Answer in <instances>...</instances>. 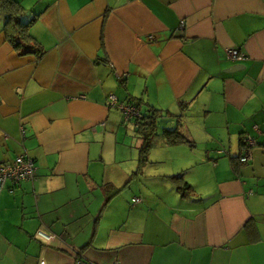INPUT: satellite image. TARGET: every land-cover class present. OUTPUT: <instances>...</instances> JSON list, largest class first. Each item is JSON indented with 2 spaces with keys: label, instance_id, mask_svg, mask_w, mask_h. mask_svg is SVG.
<instances>
[{
  "label": "crops",
  "instance_id": "1",
  "mask_svg": "<svg viewBox=\"0 0 264 264\" xmlns=\"http://www.w3.org/2000/svg\"><path fill=\"white\" fill-rule=\"evenodd\" d=\"M16 1L42 54L0 13V163L35 172L0 191V264H264V0Z\"/></svg>",
  "mask_w": 264,
  "mask_h": 264
},
{
  "label": "built area",
  "instance_id": "2",
  "mask_svg": "<svg viewBox=\"0 0 264 264\" xmlns=\"http://www.w3.org/2000/svg\"><path fill=\"white\" fill-rule=\"evenodd\" d=\"M152 38L151 35L148 36ZM226 58L231 61H240L244 59V54L237 48H227L225 50ZM107 104L119 108L123 114L125 121H132L135 128L139 127V121L142 119V113L138 111L136 105L132 102H121L114 94H109ZM21 133H24V128H20ZM255 145V140L250 136L243 137V154L239 156V162H246L250 158L252 147ZM35 164L34 160L26 153L18 154L14 159L0 163V191L4 188L9 193L13 192L16 185L24 180L32 181L34 179ZM138 197L132 198V202H139ZM34 236L45 244H50L54 239H57L54 233L38 228ZM42 264V261L40 262ZM76 264H83L79 258L76 259Z\"/></svg>",
  "mask_w": 264,
  "mask_h": 264
},
{
  "label": "trees",
  "instance_id": "3",
  "mask_svg": "<svg viewBox=\"0 0 264 264\" xmlns=\"http://www.w3.org/2000/svg\"><path fill=\"white\" fill-rule=\"evenodd\" d=\"M24 8L16 0H0V13L4 15L3 30L6 41L11 45V47L20 55L35 54L40 56L42 50L40 46L36 43L35 39L28 32V26L30 22H25L22 20L24 15ZM139 109V103L136 101H131ZM147 125H152L153 122L149 120V116L142 114V119L139 121V127ZM164 136L169 142H181L184 138L179 135L174 130H165ZM243 147V138L241 140ZM145 148V147H144ZM239 158V157H238ZM173 179L180 180V176H173ZM178 189L182 192L189 190L190 186L186 182L179 184Z\"/></svg>",
  "mask_w": 264,
  "mask_h": 264
},
{
  "label": "rangeland",
  "instance_id": "4",
  "mask_svg": "<svg viewBox=\"0 0 264 264\" xmlns=\"http://www.w3.org/2000/svg\"><path fill=\"white\" fill-rule=\"evenodd\" d=\"M130 130H131V131H130V134L132 135V133H133V129H132L131 127H130ZM132 136H133V135H132Z\"/></svg>",
  "mask_w": 264,
  "mask_h": 264
},
{
  "label": "water",
  "instance_id": "5",
  "mask_svg": "<svg viewBox=\"0 0 264 264\" xmlns=\"http://www.w3.org/2000/svg\"><path fill=\"white\" fill-rule=\"evenodd\" d=\"M231 69H233V68H231Z\"/></svg>",
  "mask_w": 264,
  "mask_h": 264
}]
</instances>
